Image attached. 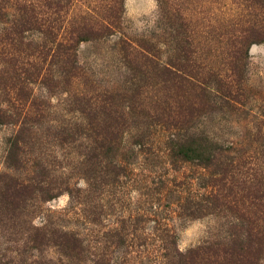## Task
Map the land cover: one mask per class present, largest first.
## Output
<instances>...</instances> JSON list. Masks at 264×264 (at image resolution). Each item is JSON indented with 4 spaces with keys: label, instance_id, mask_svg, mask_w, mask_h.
Instances as JSON below:
<instances>
[{
    "label": "rangeland",
    "instance_id": "rangeland-1",
    "mask_svg": "<svg viewBox=\"0 0 264 264\" xmlns=\"http://www.w3.org/2000/svg\"><path fill=\"white\" fill-rule=\"evenodd\" d=\"M10 1L0 0V264H191L184 255L200 245H246L257 227L240 215H264V43L241 60L237 100L201 99L193 114L194 92L131 61L122 44L151 42L161 65L185 48L189 70L214 94L230 81L234 37L264 22L255 2L164 0L165 10L160 0H122L119 27L82 41L66 67L42 61L39 32L9 37ZM116 1L62 0L56 17L104 16ZM40 60L55 76L49 86L35 75ZM106 93L117 95L121 138L103 147L78 107ZM185 142L202 143L203 158L173 155ZM14 180L31 184L26 195ZM217 189L245 210L213 204Z\"/></svg>",
    "mask_w": 264,
    "mask_h": 264
},
{
    "label": "trees",
    "instance_id": "trees-1",
    "mask_svg": "<svg viewBox=\"0 0 264 264\" xmlns=\"http://www.w3.org/2000/svg\"><path fill=\"white\" fill-rule=\"evenodd\" d=\"M8 1L11 5V1ZM253 1L260 11L264 13V0ZM12 2L14 5H12V8L14 7L13 9L15 12L12 22L15 26H12V35L9 37L24 34L29 30L39 32L42 38L46 40L45 44L39 46L41 47L39 50L41 52L40 54L43 55L42 61L46 60L48 55H50L52 64L62 62L65 66L67 65L66 62L76 59L77 48L82 41L106 35V33L112 32L119 27V18L123 7L122 0L111 2L105 11H103L104 16L97 14V17H93L90 14L88 15L90 16L89 19L80 20L79 22L68 21V24L65 25L63 21L58 20L56 17L60 13V8L58 7H61L62 4L60 3L62 0H44L42 7L37 6V3L32 0H13ZM160 2L161 6L165 9L166 7H164V5H167L166 1L160 0ZM9 7L11 6L6 8V13H9ZM171 12L172 11L169 10L171 15L167 14V16H173L174 19L172 22L175 24L177 15L175 16V14ZM254 43H264V22L262 21L258 24L249 23L245 26L241 34L234 37L235 46L232 53L230 81L225 83L224 86L222 85L216 88L214 94L207 89L203 78L196 76L197 74L189 70V65L185 62L186 59H183V56H181V53L183 55V53L186 52L185 48L181 47L178 57L172 58V60L166 62L165 65H161L159 62L160 57L156 55L155 48H153V44L149 41L143 40L133 44L130 41L124 40L122 50L131 61L134 62L138 60L144 64L145 67H150V70L154 69V71H158L166 80H170L175 85L189 90V92H194V97L197 101H193L187 106L189 111L188 114H193L194 111L202 109L201 99H214V97H216L226 101L237 100L236 88L234 86L241 82L243 76L240 63L242 62L241 60L247 56L249 47ZM185 56L187 58V54ZM42 61L40 60V62L36 64L35 75L41 83L49 86L51 82H54L55 76L51 73V68H49V73L44 72ZM77 73L74 67L73 70H65V76H70L66 79V82H69ZM221 81L222 80H218V82ZM14 88H18V86ZM116 96V94L112 93H106V95L100 94L99 96L93 95L88 98L86 96L85 100L82 99L80 101L78 107L82 115L88 119V123L95 129L100 130L99 135L101 136L103 147L106 146L107 141L112 143L121 138V131L116 128V123L118 121L116 117L113 116V107L111 106ZM2 112H0V117H3ZM179 114H182V112L179 111ZM173 145V155L181 157L186 161H191L193 159L200 160L205 155V148L202 143L195 144V142H185L179 145ZM226 172L227 171H224L219 178H217L218 176L213 177V182L210 186H214L215 183L217 185L218 182H224L225 176H228ZM14 182L17 184V192L22 196L26 195L25 190H27L31 184L22 181L19 182V180H14ZM209 195L211 201L213 200V204H221V200H223V202L228 204L227 206L229 208L235 211L245 210V207L242 206L244 201L241 197L236 198L234 196L230 198L229 195L232 194H224L220 189L216 191L212 190ZM194 202L195 200H192V203ZM191 208L196 210L193 204ZM240 216H243V218L249 220L257 227L254 232L251 230V239H249L246 245H200L190 249L186 255H184V260H187L191 264H258L259 260L264 257V215L250 217L244 212ZM72 241L77 243L80 239L74 237Z\"/></svg>",
    "mask_w": 264,
    "mask_h": 264
},
{
    "label": "clouds",
    "instance_id": "clouds-1",
    "mask_svg": "<svg viewBox=\"0 0 264 264\" xmlns=\"http://www.w3.org/2000/svg\"><path fill=\"white\" fill-rule=\"evenodd\" d=\"M153 5L155 6V0H152Z\"/></svg>",
    "mask_w": 264,
    "mask_h": 264
}]
</instances>
